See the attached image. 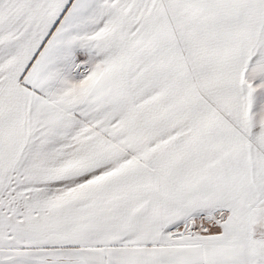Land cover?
Masks as SVG:
<instances>
[{
  "label": "snow or ice",
  "instance_id": "1",
  "mask_svg": "<svg viewBox=\"0 0 264 264\" xmlns=\"http://www.w3.org/2000/svg\"><path fill=\"white\" fill-rule=\"evenodd\" d=\"M0 264H264V0H0Z\"/></svg>",
  "mask_w": 264,
  "mask_h": 264
}]
</instances>
